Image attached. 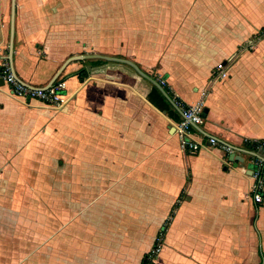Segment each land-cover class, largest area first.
<instances>
[{
    "label": "crops",
    "instance_id": "1",
    "mask_svg": "<svg viewBox=\"0 0 264 264\" xmlns=\"http://www.w3.org/2000/svg\"><path fill=\"white\" fill-rule=\"evenodd\" d=\"M14 25L25 83L82 57L57 78L63 108L0 85V264H143L160 236L154 264H264L250 172L264 150L190 153L175 130L177 102L202 101L195 138L264 139V0H15Z\"/></svg>",
    "mask_w": 264,
    "mask_h": 264
},
{
    "label": "built area",
    "instance_id": "2",
    "mask_svg": "<svg viewBox=\"0 0 264 264\" xmlns=\"http://www.w3.org/2000/svg\"><path fill=\"white\" fill-rule=\"evenodd\" d=\"M227 63L220 62L213 71V80H222L228 76ZM8 86L12 95L26 97L28 99H38L46 105L56 108H63L70 100L67 94L66 80L57 79L50 87L42 88L28 86L16 76L13 65L7 59L0 67V79ZM30 85V84H29ZM182 110L181 120L175 123L176 134L181 141L184 150L190 153H197L204 147L217 148L223 151L227 157H246L244 150L234 146L216 135L204 134L195 138L193 129L205 125L204 107L202 101L195 104H185L182 101L177 102ZM259 145L257 146V149ZM252 176L254 183L251 188L253 201L258 205L264 204V158L259 155H252ZM235 161L238 163L239 160ZM163 246V236L157 239L156 245L147 255V260L143 264H154L157 255Z\"/></svg>",
    "mask_w": 264,
    "mask_h": 264
},
{
    "label": "water",
    "instance_id": "3",
    "mask_svg": "<svg viewBox=\"0 0 264 264\" xmlns=\"http://www.w3.org/2000/svg\"><path fill=\"white\" fill-rule=\"evenodd\" d=\"M11 44H10V53H9V57L8 59L10 60V62L12 63L13 65V41H14V34H15V25H14V22H15V0L12 1V13H11ZM82 56H74V57H71L66 63L68 64L71 60H74V59H81ZM64 65V66H65ZM63 66V68H64ZM63 68L59 71V73L55 76V78L53 79V81L47 86V87H42V88H48L50 87L58 78L59 74L61 73V71L63 70ZM14 69V68H13ZM15 72V70H14ZM16 74V73H15ZM17 76V75H16ZM21 80V79H20ZM22 81V80H21ZM24 84L28 85V86H31L29 85L28 83H25L24 81H22ZM4 84V81L3 79L1 78L0 79V85H3ZM38 88V87H36ZM230 158L231 160H234L236 158V160H239V161H244V158L243 157H234V155H230ZM251 169H252V166H251ZM250 169V172L252 174V170Z\"/></svg>",
    "mask_w": 264,
    "mask_h": 264
},
{
    "label": "trees",
    "instance_id": "4",
    "mask_svg": "<svg viewBox=\"0 0 264 264\" xmlns=\"http://www.w3.org/2000/svg\"><path fill=\"white\" fill-rule=\"evenodd\" d=\"M264 32V30H263ZM84 71H82L80 73V76L83 78L84 77ZM259 145V149H263L264 150V139L263 140H259V141H254V140H245L243 145H242V150H244L245 152H247L249 155H252L251 152L252 151H258L259 149H257V146ZM147 260V255L144 257L143 259V263H145Z\"/></svg>",
    "mask_w": 264,
    "mask_h": 264
},
{
    "label": "rangeland",
    "instance_id": "5",
    "mask_svg": "<svg viewBox=\"0 0 264 264\" xmlns=\"http://www.w3.org/2000/svg\"><path fill=\"white\" fill-rule=\"evenodd\" d=\"M261 34H264V32L262 31Z\"/></svg>",
    "mask_w": 264,
    "mask_h": 264
}]
</instances>
